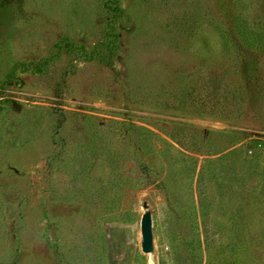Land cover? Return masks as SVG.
<instances>
[{"label":"rangeland","instance_id":"rangeland-1","mask_svg":"<svg viewBox=\"0 0 264 264\" xmlns=\"http://www.w3.org/2000/svg\"><path fill=\"white\" fill-rule=\"evenodd\" d=\"M117 3L0 0V264H264V0Z\"/></svg>","mask_w":264,"mask_h":264},{"label":"trees","instance_id":"trees-1","mask_svg":"<svg viewBox=\"0 0 264 264\" xmlns=\"http://www.w3.org/2000/svg\"><path fill=\"white\" fill-rule=\"evenodd\" d=\"M100 5L102 9L108 15V19L105 22L106 34L104 35V40L99 44L97 48H94L93 52L99 55V58L103 63H110L112 54L114 52L115 34L113 31V23L118 18L121 10L118 6L117 0H100ZM79 51H85L83 48H79ZM72 53H78L77 49H73ZM80 53V52H79Z\"/></svg>","mask_w":264,"mask_h":264},{"label":"water","instance_id":"water-1","mask_svg":"<svg viewBox=\"0 0 264 264\" xmlns=\"http://www.w3.org/2000/svg\"><path fill=\"white\" fill-rule=\"evenodd\" d=\"M140 231V250L143 254L152 252V237H151V220L148 212H144L139 220ZM148 264H153L151 259H148Z\"/></svg>","mask_w":264,"mask_h":264}]
</instances>
